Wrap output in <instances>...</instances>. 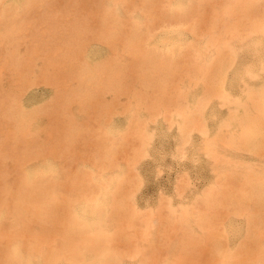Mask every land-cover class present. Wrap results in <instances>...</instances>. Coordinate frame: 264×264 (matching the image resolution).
Wrapping results in <instances>:
<instances>
[{
    "label": "bare ground",
    "instance_id": "1",
    "mask_svg": "<svg viewBox=\"0 0 264 264\" xmlns=\"http://www.w3.org/2000/svg\"><path fill=\"white\" fill-rule=\"evenodd\" d=\"M149 1L107 0L115 13L152 31L144 27L145 41L125 35L128 20L113 26L112 36L81 29L78 39L88 42L71 45L69 76L52 60L48 70L36 66L44 42L60 34L50 30L59 18L50 13L53 1L0 0V221L12 217L15 224L7 241L12 264H161L153 249L192 172L203 187L181 219L191 233L169 237L178 256L170 264H249L254 257L264 264L256 248L264 245V0H231L222 31L189 15L199 1L215 10L220 0H167L161 20L144 10ZM159 21L164 28L153 33ZM119 45L127 48L123 61L146 45V85L137 83L125 106L103 122L108 145L77 150L79 175L69 154L77 139L59 133L89 114L80 108L90 104L89 90L109 81L111 70L99 65ZM162 71L170 83L149 88L157 92L149 100L146 86ZM62 104L73 110L65 124L58 120ZM148 126L153 133L146 135L141 128ZM164 137L177 146L182 178L168 199L142 212L139 155L160 153Z\"/></svg>",
    "mask_w": 264,
    "mask_h": 264
},
{
    "label": "rangeland",
    "instance_id": "2",
    "mask_svg": "<svg viewBox=\"0 0 264 264\" xmlns=\"http://www.w3.org/2000/svg\"><path fill=\"white\" fill-rule=\"evenodd\" d=\"M52 1L53 12L50 13H53L54 17L57 16L59 18L58 20L53 18L58 22L54 27L51 25L50 30H52V32L59 31L60 34L57 33L55 38L54 35H52L49 40L44 42L42 52L39 56L40 61L38 60L36 62V66L38 63H40V67H44L47 64L48 70L50 68L48 62L52 60L59 64V71L61 74L70 76L69 71L66 70L65 60L68 58V56L75 53V51L71 50L70 47L76 42L75 39H78L79 33L83 34V32H88L90 35L91 32H96L99 34L108 32L109 35H111L113 32H115L116 28L126 20L130 22L127 24L129 28H124L123 33L129 36L136 34L139 35L140 40H146V38H144L145 33L142 31L144 27L147 25L149 26V24L146 22L136 26L131 24V18L127 19L126 17L115 13L113 11V7L115 8V6L110 5V2V4L107 3V0ZM230 1L231 0H220V5L216 4L214 6L215 10H212V8L208 7L207 5L200 6L199 1L197 7L193 11L189 10V15L198 18L201 23L207 24L209 23L208 20H210L211 22L215 23L214 26L217 27V29H221L222 31L226 27V24L230 23L228 13L224 11L226 5L229 4ZM166 5L167 0H150L148 4H145L146 8H144V10L146 13L150 14V16H157L159 18L158 14L164 11ZM195 6L196 5H194L193 8ZM258 10H261L260 6ZM74 20L79 22V26L73 24ZM165 23L166 22L164 21L163 23L159 21L157 23V28L153 31V33L164 28L162 27L159 29V27L163 26ZM113 26L116 28L112 30ZM150 26L149 29L152 31V26ZM81 29H84L83 32ZM58 37H63V40H59ZM79 38H81V36ZM81 40L78 39V41L81 43L88 42ZM143 48L146 49V45H143L142 47H135L134 49L136 56L130 61L122 60L123 57L127 55V48H125V46L119 45L116 48H113L111 61L104 62L103 65H99V68L106 67L107 69L111 70L108 74L110 75L108 76L109 81H106L105 78L101 79L102 90L99 92H92L89 90L88 103L90 104L84 105L80 108L84 113L87 112L89 114L86 113L87 116L83 120L73 121L71 123L75 125L73 129L59 133V135L77 139L76 141L74 140L75 144L72 142L73 149L69 151V154H71L70 156L72 157V160L70 161V168L72 169V172L76 170L75 172L78 173L77 170L79 171V167L77 165L81 163L79 161L80 158L77 156V150H90L91 147L97 146L95 145L96 142L100 143L99 147L108 145V142H111V140H109L111 136L108 133H104L103 122H109L116 116V111L119 112V110H121L120 106H125L126 101L128 102L130 100L129 97L132 96L133 92H135V89L138 86L137 83H139L140 86L146 85L141 79V76L145 77L143 74L145 70L142 68L146 63L142 62L144 60L142 57V51L140 50H143ZM79 51L82 54V50L79 49ZM41 62L45 63V65H42ZM157 77L158 81L154 85L149 84L146 86L147 94H149V100L157 98V92L154 90L156 88L155 86L162 87L163 85L170 83L166 77V72L164 71L158 74ZM164 79L166 81L160 84V80ZM151 87L155 88H153L152 92H149L148 89ZM23 105L25 107L28 106V104L24 103ZM66 107H68V110H66ZM70 107V104H62L57 108L59 110L58 117H60L58 120H61V124L68 123V121L64 122L63 119L72 115L73 110L69 109ZM113 110L116 111L113 112ZM171 130L172 127L169 128L168 132H171ZM141 132L145 133L146 135L153 133L150 126L145 128L142 127ZM159 145L162 148L160 153H145L143 155H139V160L142 164L139 174L140 177L142 176V179L139 183V187L136 190V198L139 200L138 208L142 212L147 211L150 207V204H156L162 199H168L173 188L180 183L182 178V170L178 163L180 154L177 150L176 144L173 142V139L171 137H164L159 141ZM35 146L36 147H34V149L38 147V145ZM75 167L78 168L76 169ZM133 173L137 174L136 170ZM79 175H82L81 172ZM77 179L78 178L76 175L75 181H77ZM184 182V189L181 195L182 201L173 202L172 207L174 209V213L169 218V225L171 226L166 231L165 236L159 240L158 247L153 249L152 252L153 260H159L161 264H170L173 260V257L176 259L178 258V256H176L177 253L175 254L171 251V242L169 237H173L177 232H183L184 236L185 233H191V231L188 230L185 225L183 226L181 219L185 214V209L189 210L193 207L192 204H195L193 201L197 197L194 194L196 191L202 189L203 180L197 177L194 172H192L188 178L184 179ZM133 183L138 185L136 178L133 179ZM197 202V205L200 207L201 201L197 200ZM13 222L14 221L12 220V217H7L6 219L0 221V264H12L11 247H9L10 244H8L7 241L8 237L9 239L11 238L10 234L15 232V228H13L15 227V224ZM239 234L240 232L236 233L235 237L239 236ZM194 239L196 244L195 248L199 249L200 246H202L199 236H195ZM237 239L240 241L242 237L239 236ZM180 247L186 249V244L182 242ZM256 248L262 251L264 256V245L260 247L256 246ZM177 251L180 250L178 249ZM249 264H260V261L254 257L249 261Z\"/></svg>",
    "mask_w": 264,
    "mask_h": 264
}]
</instances>
